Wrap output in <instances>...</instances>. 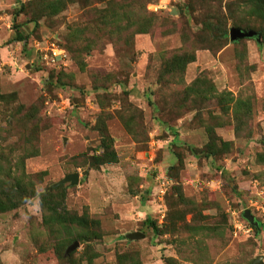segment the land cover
I'll return each mask as SVG.
<instances>
[{
    "label": "rangeland",
    "instance_id": "rangeland-1",
    "mask_svg": "<svg viewBox=\"0 0 264 264\" xmlns=\"http://www.w3.org/2000/svg\"><path fill=\"white\" fill-rule=\"evenodd\" d=\"M39 2L0 0V164L36 190L0 212V264H258L260 256L264 264L263 39L221 47L202 29L222 10L229 38L233 27L260 32L249 4L140 0L159 17L129 41L98 24L105 1L65 0L55 15L41 14ZM83 37L93 47L75 52ZM186 50L196 59L162 79ZM191 86L195 97L205 92L202 102L188 98ZM104 131L118 159L93 167ZM216 136L232 142L229 152L202 151ZM75 172L80 181L63 184L62 203L98 219L102 234L85 242L80 226L48 222L41 204L42 192ZM136 231L145 236L127 237Z\"/></svg>",
    "mask_w": 264,
    "mask_h": 264
},
{
    "label": "trees",
    "instance_id": "trees-1",
    "mask_svg": "<svg viewBox=\"0 0 264 264\" xmlns=\"http://www.w3.org/2000/svg\"><path fill=\"white\" fill-rule=\"evenodd\" d=\"M105 1L108 5V11L103 12L101 9L97 10L98 24H103L104 30L110 33L117 34L118 37L132 40L136 34L149 33L154 27L159 15L155 12H147L146 3L140 4V0H100ZM151 0H149L150 2ZM246 4H249L247 12L251 16H256L262 22H264V0H244ZM44 7V12L41 14L55 15L66 8L65 0H41L39 2ZM189 9V8H188ZM109 15V16H106ZM41 16V15H39ZM227 21L225 15L222 14V10L214 14H208L207 17L202 19V29L208 33L211 40L219 43V46H224L229 38V30L227 28ZM238 24L237 20H233ZM78 34L75 36L77 39L82 38L85 32L82 29L76 30ZM260 33L264 43V23L261 26ZM81 35V36H80ZM207 37V39H208ZM23 39V38H20ZM84 45H78L75 47V52H82L89 45L88 38L83 37ZM93 46H89L90 49ZM196 59L194 51H183L174 54L167 66L162 72V79H168L172 77V74H182L186 71L187 65ZM81 63H84L83 61ZM199 82V80H197ZM195 88L193 86L187 88L186 93L188 98H192L193 103H199L204 100L205 92L199 89L197 97L193 95ZM219 100L223 102L226 100L224 97H219ZM251 108L247 106L245 112L247 122L251 118ZM237 119H241L239 111H236ZM236 118V117H235ZM236 119V120H237ZM102 147L104 151L102 154H97L93 158L91 166L100 167L108 162H115L118 159L117 153L113 148V139L106 131L103 132ZM220 141V143H219ZM218 142V143H217ZM220 144V145H219ZM232 147V142L224 141L219 137L211 139L208 146L202 151H206L208 155L219 156L222 153L229 152ZM264 161V158H263ZM2 165L0 164V212L9 211L15 209L31 197L36 195L34 186L30 187L27 183L18 177H12V174H3ZM10 178H7L9 177ZM65 198V186L61 185L55 187L49 191L41 193V204L45 211V218L48 222L51 221H64L70 224H76L82 228L78 238L82 242L92 240L101 237L100 221L98 219L91 218L87 215H78L67 210L62 201ZM64 246L57 248L58 253H64ZM59 253V255H60ZM63 257V255H61ZM91 259V258H90ZM91 261V260H90ZM135 264H140L137 259L134 260ZM74 264V262H73Z\"/></svg>",
    "mask_w": 264,
    "mask_h": 264
},
{
    "label": "water",
    "instance_id": "water-1",
    "mask_svg": "<svg viewBox=\"0 0 264 264\" xmlns=\"http://www.w3.org/2000/svg\"><path fill=\"white\" fill-rule=\"evenodd\" d=\"M243 38H256L258 40V42H261L262 40V36L261 33L250 29V30H245L241 27H233L230 30V39L231 41H239ZM80 181V173L79 172H75V173H71L69 175H67L66 177H64L63 179H61L60 181H58L57 183L53 184L52 187H59L63 184L69 183L70 185H74V184H78ZM245 217L248 218V220L250 221V223L256 227H260V222L256 219V217L254 216V214L251 212L250 209H247L245 211ZM145 234L139 231L136 232H132L129 233L127 235V237L129 239H140L142 237H144ZM79 245V242H75L72 246L69 247V249L67 250V254H69L72 250H74L77 246ZM255 263L258 264H263L262 261V256L258 257L257 260L255 261Z\"/></svg>",
    "mask_w": 264,
    "mask_h": 264
}]
</instances>
